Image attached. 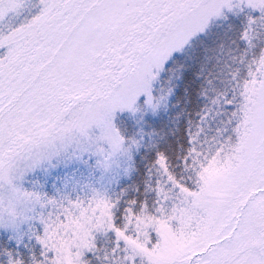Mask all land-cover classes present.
Here are the masks:
<instances>
[{
    "label": "snow or ice",
    "instance_id": "snow-or-ice-1",
    "mask_svg": "<svg viewBox=\"0 0 264 264\" xmlns=\"http://www.w3.org/2000/svg\"><path fill=\"white\" fill-rule=\"evenodd\" d=\"M0 264H264V0H0Z\"/></svg>",
    "mask_w": 264,
    "mask_h": 264
}]
</instances>
